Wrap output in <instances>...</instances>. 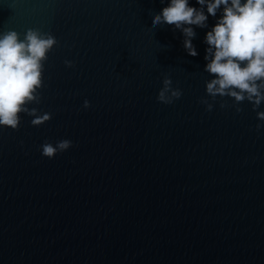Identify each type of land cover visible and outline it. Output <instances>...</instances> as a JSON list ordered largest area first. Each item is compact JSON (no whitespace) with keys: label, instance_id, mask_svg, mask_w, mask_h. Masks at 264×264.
I'll return each instance as SVG.
<instances>
[{"label":"water","instance_id":"water-1","mask_svg":"<svg viewBox=\"0 0 264 264\" xmlns=\"http://www.w3.org/2000/svg\"><path fill=\"white\" fill-rule=\"evenodd\" d=\"M165 4L0 0V32L57 39L32 105L51 119L0 127V264H264V102L206 110V29L188 55L179 30L151 25ZM164 76L182 90L171 104Z\"/></svg>","mask_w":264,"mask_h":264},{"label":"clouds","instance_id":"clouds-1","mask_svg":"<svg viewBox=\"0 0 264 264\" xmlns=\"http://www.w3.org/2000/svg\"><path fill=\"white\" fill-rule=\"evenodd\" d=\"M165 4V0H160ZM209 17L214 23L209 25ZM171 25L182 34V46L190 56L198 55L193 38V26L206 29L203 37V71L206 97L200 102L211 111L217 96L232 98L236 112L239 102L247 100L256 111L264 102V0H167L159 12L151 15V25ZM57 44L51 32L28 28L23 37L12 29L0 32V127L16 130L21 114L32 117L30 123L40 126L51 119L50 112L41 113L39 103L44 62ZM71 67L73 62L65 60ZM182 90L172 87L169 76H164L156 99L165 104L179 99ZM85 109L91 106L84 99ZM220 107H225L223 101ZM258 123L264 122V110L256 111ZM73 146V141L62 138L55 143L45 140L40 145L41 155L49 159Z\"/></svg>","mask_w":264,"mask_h":264}]
</instances>
